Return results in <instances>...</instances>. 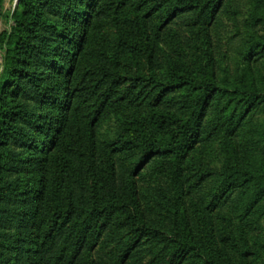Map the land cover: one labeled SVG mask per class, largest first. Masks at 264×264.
Here are the masks:
<instances>
[{
    "label": "trees",
    "instance_id": "1",
    "mask_svg": "<svg viewBox=\"0 0 264 264\" xmlns=\"http://www.w3.org/2000/svg\"><path fill=\"white\" fill-rule=\"evenodd\" d=\"M253 1L262 61L264 0ZM223 2L19 1L0 35V264H264V167L253 162L264 85L172 54L159 68L156 53L162 28L210 22ZM112 114L120 132L101 147ZM220 135V173L192 176L194 153ZM138 176L176 191L150 204Z\"/></svg>",
    "mask_w": 264,
    "mask_h": 264
},
{
    "label": "rangeland",
    "instance_id": "2",
    "mask_svg": "<svg viewBox=\"0 0 264 264\" xmlns=\"http://www.w3.org/2000/svg\"><path fill=\"white\" fill-rule=\"evenodd\" d=\"M20 1V0H19ZM18 0H4L0 6V35L10 33L15 26L13 15L19 6ZM255 8L253 0H224L221 8L216 12L212 20L203 22L202 25L192 27L188 16L180 17L173 23L160 30L158 46L156 48L157 58L160 62L159 68L165 66V59L168 54L186 59L200 61L202 64L209 62L213 65L217 77H227L231 82H239L246 75L252 76L260 87L264 85V60H255L252 54L256 52L258 37L254 26ZM108 33L115 41L117 33L113 27L108 28ZM262 35L260 32L258 33ZM263 36V35H262ZM7 42L0 43V73L3 72ZM158 66V62H157ZM254 124L264 132V110L258 111ZM120 132L118 118L112 114L107 116L100 123L96 130V139L101 147L106 143L114 142ZM224 135L209 141L203 145V150L198 149L194 154L192 176L203 173H212L215 176L220 173L225 159ZM194 156V155H193ZM192 156V157H193ZM199 156V157H198ZM133 159L127 160L126 169L130 168ZM253 162L256 167H264V154L261 149L253 154ZM208 169V170H205ZM49 170V169H46ZM205 170V171H201ZM50 171L47 176L50 178ZM139 195L144 201L151 204V197H160V188H166L173 192L168 181L159 179L137 177ZM213 177L210 179L212 181ZM206 191H209V183L206 184ZM157 199V198H156ZM187 202L188 207L191 206ZM152 207L156 208L152 202ZM146 212V211H145ZM148 218H157L153 213L146 212ZM151 216V217H150ZM163 219L162 216L158 217ZM192 219L195 218L192 216ZM197 221V220H196ZM264 222V219L262 220ZM199 221L196 225H200ZM251 242H253L250 236ZM262 264V263H257Z\"/></svg>",
    "mask_w": 264,
    "mask_h": 264
},
{
    "label": "water",
    "instance_id": "3",
    "mask_svg": "<svg viewBox=\"0 0 264 264\" xmlns=\"http://www.w3.org/2000/svg\"><path fill=\"white\" fill-rule=\"evenodd\" d=\"M19 1V0H18Z\"/></svg>",
    "mask_w": 264,
    "mask_h": 264
}]
</instances>
